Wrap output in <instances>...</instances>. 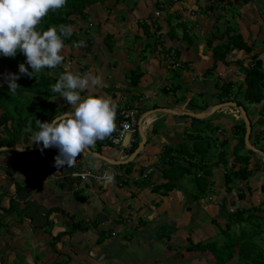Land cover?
Returning <instances> with one entry per match:
<instances>
[{"label":"crops","instance_id":"0c3cea01","mask_svg":"<svg viewBox=\"0 0 264 264\" xmlns=\"http://www.w3.org/2000/svg\"><path fill=\"white\" fill-rule=\"evenodd\" d=\"M238 1L108 0L105 4L110 8L108 11L105 7L94 6L88 11V18L75 21L73 32L89 38L91 47L86 51L65 46L62 55L67 59L66 68L77 74L91 72L101 78V85L82 92V96L92 94L106 97L114 103L123 102L124 105L117 106L116 111L136 108L138 115L143 112L137 118L136 142L127 151L120 152L107 138L98 149H90V155L77 157L74 166L65 165L60 169L54 166V157L58 154L55 148L1 151V264H182L177 253L174 256L168 249L164 252L165 244L169 245L165 234H169L167 242L176 240L175 243L179 244L183 238L187 240L190 237L197 243L210 241L216 236L217 227L214 234L211 220L215 219L217 224L219 220L224 222V219L218 218L219 203L225 198L230 211L233 210L230 204L233 194L227 195L223 190L220 197L213 195L203 199L208 206L202 208L204 203H193L192 192L186 193L183 188L179 191L178 183L166 195L164 190L152 189L163 186L167 181L160 170L163 168L159 164L161 153L165 148H172V156L178 155L177 147L186 141V134L193 131L192 127L201 128L207 123L216 126L213 135L220 142L228 140L224 146L219 142L215 144L220 152L227 147H231V152L236 145L232 129L236 123L243 121V117L215 115L218 109L211 115L195 118L200 120V123H195L187 113H201L228 102L241 107L243 105L237 100L239 95L248 102L244 96L247 88L244 68L253 64V55L258 54L264 72V20L251 8L254 0L248 4ZM238 7L240 14L237 13ZM262 7L264 10V3ZM245 10L249 11L248 14ZM156 11L161 13L159 18L154 16ZM230 19L234 27L230 25ZM221 20L223 22L219 24ZM90 22L93 26L87 27ZM227 24L231 31L242 35L251 52L246 54L244 50L232 48L224 61L215 62L212 47L226 39L219 40ZM143 48L152 53L149 61L140 59ZM72 62L75 63L72 65ZM74 65L81 69L76 72ZM133 73H142L136 85L131 81ZM150 77L156 81L151 82ZM228 83L232 87L226 96L219 95V98V88ZM260 86L263 98L258 103H250L255 104L257 109L254 108L249 116L247 114L250 123L248 143L264 153V137H260L264 124L252 129L253 123L263 121L264 81L260 82ZM170 87L174 91L169 92ZM235 87L237 91L234 93ZM199 97L202 100H198ZM56 98L60 100V106L67 103L62 97ZM37 99L34 98V101ZM145 100H154V107L148 111L144 108L140 110ZM66 105L70 110L71 106ZM9 111L16 119L17 109ZM153 114L157 116L154 120H145ZM3 129L0 127V135L4 133ZM209 131L212 134L210 128ZM24 134L25 128L21 126L17 144L13 147H36L31 140L32 133L28 135L27 142L24 141ZM129 139L130 135L126 136L123 144ZM260 143L262 147H259ZM137 150L138 154L128 162ZM94 153L117 161L119 165H111ZM182 158L186 159V155L183 154ZM263 159L259 153L253 152L250 168L262 164L264 170ZM232 161L233 158H230L229 164ZM211 162L218 163L215 170L223 164L217 157H212ZM92 163L95 167L91 166ZM87 171L99 175L107 172L114 174V178L111 182L81 181L73 176L74 173ZM249 181L255 192L258 190L263 194V198L260 197L261 200L254 204L257 205L264 200V192L261 191L264 171L258 169ZM258 183H261L260 187ZM217 190L221 192L219 188ZM183 195L187 198L186 202L182 199ZM205 209L208 211H197ZM213 209L218 211L216 215ZM182 211L186 214L179 218ZM205 215H210V223L205 222L208 219H202ZM187 221L189 227L182 229L181 223ZM191 228L199 229L201 234L211 233V236L194 239ZM198 259L206 261L204 264L213 262L212 257L209 260V255L206 260L198 255ZM233 260L232 264H235L236 260Z\"/></svg>","mask_w":264,"mask_h":264},{"label":"trees","instance_id":"16d2710c","mask_svg":"<svg viewBox=\"0 0 264 264\" xmlns=\"http://www.w3.org/2000/svg\"><path fill=\"white\" fill-rule=\"evenodd\" d=\"M107 1L108 0H67L66 5L63 8L50 10L48 14L42 18L37 27V31L47 30L50 26H58L60 24L73 26L78 18H88V11L91 7L102 6L106 8V11H108L110 8L105 5ZM249 2H251V0H241V3L243 4H248ZM228 24L225 25L220 37L221 39L219 40H223L224 37H226V39L212 47L215 62L219 60L224 61L227 53L230 52L232 48L244 50L246 54L251 52V47L247 45L242 35L234 30H232V32L229 27L230 25ZM88 26H93L92 22L88 23L87 27ZM85 29L86 25L83 32ZM81 38H83L86 42V46L81 49L86 51L89 50L91 47V41L89 38L80 37L74 32L71 37L65 39V46H72L74 42H78ZM108 47L112 49L110 45H108ZM257 55H253L251 57L253 64L246 68L244 82L247 88L244 96L249 103H258L263 98V90L260 86V82L264 81V72L262 70V61L258 59ZM66 61L67 59L64 57V61L61 66H58L55 69H42L41 72L36 73L34 77L30 78L19 74L18 65L25 63V57L22 53L18 52L14 58L4 57L0 54V69H7L12 71V74L20 75V78L16 81L20 88L16 89L14 93H10L8 88L0 85V109L2 110L0 114V127L4 128V133H2V137L0 136V146L13 147L16 145L21 126L26 128L29 126V123H31L32 130L36 131L38 129L35 119L40 120L42 123L50 122L58 112L69 110L67 105L60 106L56 101H54V96L57 94L52 92L51 86L56 83L59 77L47 72V70H54V72L62 74L66 68ZM25 67H28L26 63ZM214 67L215 64L212 69H214ZM28 70L29 72L32 71L31 68H28ZM140 74H132V84H137ZM42 86H44V88H42ZM231 87L232 84L230 83L222 85L221 88H219L220 93L218 94V97L220 98V96L222 97L223 95L226 96ZM32 89H35V91ZM168 89H170L169 92L174 91H171L172 87ZM163 91L168 93V90L163 89ZM32 95L36 96V99L38 98L37 101L35 100L31 102L29 105L30 107L28 109H31L32 115L26 116L23 114V109L18 110L15 106L14 109H17V117L14 119L9 111V107L17 101L14 97ZM229 108L239 111L234 107ZM121 110L116 111V125L120 119L119 113ZM191 120L195 123H200V120L198 119L191 118ZM210 126L213 128H210ZM244 126L243 121H241L240 124L236 123V125L233 126L232 138L236 140V145L233 147L232 151L230 153L222 151L216 155L217 159L223 163L222 166L226 168L223 173L222 180L225 192L233 194L230 204L234 208L229 211V213H227L226 210H221L224 209V205L227 201V199L223 198L219 203L218 218L224 219V228L220 227L215 219H212L211 222L217 227L216 236L210 241H199L197 243H194L191 241L190 237H188L187 245L184 247V250L187 252H193L199 255L200 259L206 260V257L210 255L213 262L209 264H228L233 259L236 260L235 264H264V200L257 205L250 202V196L254 191V188L250 187V182L245 185L236 186L238 181L250 179L258 169L261 168L262 171H264L262 164H255L253 168H250V155L253 154L251 150L249 153L240 154V149L245 146ZM192 128L193 131L186 134V141L183 143L184 149L186 147L185 144L187 143V148H189L192 152L190 153L185 149L189 153L187 156L184 153V150L178 149V155L176 154L175 156H172L173 149L165 148L161 153V161L159 164H162L161 166H163L160 170L167 181L163 186L155 187L152 190H164V195H166L168 191L175 189L174 186H176V183L181 181V179H183L186 175L193 174V179L188 181H193V183H195L191 195V201L193 203H198L200 199H204L205 194L212 191L210 183L213 182V168L218 165L217 162H211L212 157L210 156V147L212 142L209 141V139L211 138L216 140L219 144H223V146L227 144L228 140L220 142L218 137L213 135L214 131H216V126H212L210 123H207L201 128ZM209 128L212 134H209ZM5 133H8L11 137H6ZM30 133L31 132L25 131V142L29 141L28 135ZM136 134L137 132L134 137ZM263 134L264 131H262L261 135L263 136ZM106 139L98 140L96 142V148L98 149ZM133 149L130 153L133 152ZM97 151L99 152V150ZM183 154L186 155V159L182 158ZM228 155L233 158L231 164H229ZM235 180L237 182H235ZM261 191L264 192V186L261 187ZM248 194H250L249 198ZM241 201H246L247 205L244 207H241L240 205H237L236 207L234 206L235 202ZM216 205L218 204L216 203ZM236 226L237 228L235 229ZM165 237L168 239L169 234H165ZM167 239L166 242L168 241ZM166 246L169 249L176 250V247L174 246ZM177 254L181 256L180 253Z\"/></svg>","mask_w":264,"mask_h":264},{"label":"clouds","instance_id":"9594fccd","mask_svg":"<svg viewBox=\"0 0 264 264\" xmlns=\"http://www.w3.org/2000/svg\"><path fill=\"white\" fill-rule=\"evenodd\" d=\"M66 2L0 0V54L13 58L18 52L24 55L28 67L25 63L19 64V74L31 78L42 69L62 65L64 41L72 36L73 27L60 24L43 31H37V27L50 10L61 9ZM72 46L79 49L85 47L86 42L81 38ZM28 68L32 71L29 72ZM19 78L20 75L16 74L6 77L10 93L20 88L16 83ZM101 83V78L91 72L77 74L65 68L51 90L71 106L70 110L58 112L50 122L35 119L36 131L32 130L31 123L25 128L26 132L32 133L33 144H42L41 151L57 149L58 154L54 157L57 169L74 166L77 157L90 155L89 150L98 140L109 138L116 131V104L103 96L81 95ZM91 166L95 167V164ZM113 178L107 172L103 177L105 182H111Z\"/></svg>","mask_w":264,"mask_h":264},{"label":"rangeland","instance_id":"374dc122","mask_svg":"<svg viewBox=\"0 0 264 264\" xmlns=\"http://www.w3.org/2000/svg\"><path fill=\"white\" fill-rule=\"evenodd\" d=\"M234 1V0H233ZM238 3H241V0H239L238 1ZM263 3H264V0H254V2H253V4H252V7H251V5H249V7H251L254 11H255V14H257L258 16H260V18H262L263 20H264V13H263V7H262V5H263ZM247 6V5H246ZM261 8V9H260ZM228 9H229V12H231L230 11V7H228ZM252 11V10H251ZM248 10H245V13L246 14H248ZM237 13H239L240 14V9H239V7H238V9H237ZM165 14L167 15V13H166V11H165ZM225 17H226V15L225 14H223ZM240 23H241V21L240 20H238ZM176 22V21H175ZM223 21L221 20L220 22H219V24H221ZM230 25L232 26V27H234V25H233V20L232 19H230ZM238 27V26H237ZM151 56H152V53L149 51V49H146V48H143L142 49V51H141V55H140V59H145V60H147V61H149L150 60V58H151ZM75 62H72V65L74 64ZM249 66V65H248ZM73 67H75V71L77 72L78 70H80L81 68L78 66V65H74ZM246 68H248V67H246ZM246 68H244L245 69V72H246ZM47 72L49 73V74H53V75H55V76H58L59 77V74L57 73V72H54V70H47ZM8 74H12V71H10V70H7V69H0V85L1 86H3V87H5V88H8L7 86H8V82H7V80H6V77L8 76ZM169 76H171V74L169 75ZM150 81L151 82H153V81H156L153 77H150ZM240 85H243V83H241ZM42 88H44V86H42ZM9 89V88H8ZM33 91H35V89H32ZM232 90V89H231ZM237 91V88L235 87V88H233V92L235 93ZM58 95V94H57ZM57 95H55L54 96V101H56L57 102V104L59 105V103H60V100L59 99H57L56 97H58L59 98V96H57ZM263 96V95H262ZM36 96H34V95H32V96H25V97H22V96H20V97H14L15 99H17V101L15 102V104H13L12 106H10L9 107V110H11L12 111V108H14L15 106L18 108V110H20V109H23V114H25L26 116H29V115H32V112H31V109H28L30 106V103L31 102H33L34 101V98H35ZM38 97V96H37ZM241 98V96L239 95V96H237V100L239 101V102H241V104L243 105V106H241V107H243L244 108V112H246V116H247V114H248V116L252 113V111H253V109L254 108H256L257 109V107H255V104L253 105V104H250V103H248V102H246V101H243L242 100V98ZM198 100H202V98H200L199 97V99ZM116 104V106H123L124 105V103L123 102H120V103H115ZM142 104H143V107H141V108H139L140 110L141 109H146L147 111L148 110H150V109H152L153 107H154V105H155V102H154V100H145V101H143L142 102ZM64 105H66V103L64 104ZM1 110V109H0ZM117 110H118V108H117ZM139 110V111H140ZM2 111V110H1ZM261 111V110H260ZM264 110H262L261 112H263ZM17 112V111H16ZM141 112V111H140ZM142 113L143 112H141V113H139V115H142ZM218 113H221V115L223 116V117H227V116H229V117H234V115L235 116H239V118H242V114H241V112H239V111H237L236 109H233V108H229V107H226V108H224V109H221V110H219V111H217V113L215 114V115H217ZM12 114H14L13 112H12ZM262 115H263V121H261V122H258V123H253V126H252V129L253 130H255V128L256 129H258L259 127H261L263 124H264V112L263 113H261ZM157 116H155L154 114L153 115H149V116H147L146 118H145V120L147 121V120H154L155 118H156ZM263 122V123H262ZM256 124V125H255ZM213 126V125H212ZM245 127V126H244ZM210 128H213V127H210ZM245 133H246V127H245ZM2 135V134H1ZM0 135V136H1ZM253 135V134H252ZM5 136L6 137H11V135H8V133H5ZM245 137V136H244ZM261 138H263L264 136H260ZM209 141H211L212 143H211V147H210V153H211V157H213V158H216V155L217 154H219L220 153V148H217L216 146H215V143H217V141L216 140H213V139H209ZM254 140H253V137H252V139H251V142H253ZM186 145V147H185V149L188 151V152H192L189 148H187V143L185 144ZM259 147H262V144L260 143L259 144ZM40 148H42V146L40 147ZM178 149H180V150H184V153L188 156V152L184 149V145L183 144H179L178 145V147H177ZM181 148H183V149H181ZM91 149H95L96 150V144H95V147L94 148H91ZM230 149H231V147L229 148V147H227V148H225V149H223V151L224 152H227V153H230L229 151H230ZM259 150H261L260 148H258ZM249 151H250V149H249V147H247V145H246V143H245V146H244V149L240 152V154H244V153H249ZM262 151V150H261ZM20 154V153H19ZM102 154V153H101ZM30 155H33V153H30ZM228 158H229V160L228 161H230V158L232 159V157L230 156V155H228ZM219 170V171H218ZM226 170V168L225 167H223V166H218V168L215 170V168H213V172H214V174H213V178H212V180H213V182H211L210 183V186H211V188H212V191H209L207 194H205L204 195V199L205 200H207V198H209V197H212L213 195H218V197H220L221 195H222V191L224 190L225 191V188H224V184H223V180H222V177H223V173H224V171ZM193 175V174H192ZM192 175H186L184 178L185 179H181V181H179L178 182V184H177V187H178V190L180 191L182 188H183V190L187 193V192H192L193 191V189H194V185H195V183H193V181L192 182H188L189 180H192L193 178V176ZM185 180H187V181H185ZM235 182H237L236 180H235ZM248 182H250L249 181V179L248 180H243V181H238L236 184V186H239V185H245L246 183H248ZM261 183H263V181L261 182ZM261 183L259 184V187H260V185H261ZM250 187L251 188H254V186H253V184H252V182H251V185H250ZM217 188H219L220 189V191L221 192H218V190H217ZM261 192L259 191L258 192V190H256V192H255V190L252 192V195H251V199H250V202L251 203H253V204H255V203H258V201H260L261 200V198L260 197H262L263 198V194H260ZM223 195H225V192H223ZM227 195H231V193H227ZM185 196L183 195L182 196V199L184 200V202H186L185 201ZM187 199V198H186ZM201 202H203V199H200V201H199V204H201ZM204 203V205L202 206V208L203 207H207L208 206V202H203ZM202 203V204H203ZM196 205V204H195ZM237 205H240L241 207H244V206H246L247 205V202L246 201H241V202H235L234 203V206L236 207ZM249 206V205H248ZM247 206V207H248ZM197 209H199V207L197 208ZM201 209V208H200ZM221 209V208H220ZM247 209V208H246ZM221 210H226L227 211V213H229V211H230V208H229V206L227 205V203H225V205H224V209H221ZM198 212H207L208 211V209H207V211H206V209L204 210V211H202V210H197ZM212 212H214V215H216L217 213H218V211L217 212H215L214 211V209H213V211ZM216 213V214H215ZM185 212H183L182 211V213H181V215H180V217L179 218H183L184 216H185ZM201 214V213H200ZM213 214L211 215V216H214ZM201 216V215H200ZM200 216H198L199 218H201ZM194 216H192V218H193ZM202 219L203 220H207L208 219V221H205V222H208V223H210V221H209V219H210V215L208 216V215H205V217H202ZM187 220H188V218H187ZM212 223V222H211ZM221 227H223L224 226V222H222V221H220L219 220V223H218ZM206 225V224H205ZM180 227H182V229H184L185 227L187 228V227H189V223H188V221L187 222H185V223H181V226ZM193 228V227H192ZM191 228V232H192V234H193V238L194 239H203V236H211V233L210 234H201L200 232H199V229H192ZM216 225H214V234L216 233ZM189 230V229H188ZM186 233H187V231H186ZM185 238H183V240H181V245L179 244V243H175V241L176 240H174V241H172V242H166V243H169V245H175L176 246V250L175 249H169L167 246H166V244H165V246H164V252L165 251H167V249L169 250V252H171V253H174V256H175V254L176 253H179L180 252V254H181V259H182V264L183 263H185V264H188V263H190V264H204V262L206 263V261H200L199 259H198V255L196 254V255H193V253H191V252H187L186 250H184V247L187 245V240H184ZM192 240V239H191ZM202 242H205V240H202ZM177 256L179 257V255L177 254ZM209 260H212L211 259V257H210V255H209ZM234 262V260H232L231 262H229L228 264H232ZM207 264H209V263H207Z\"/></svg>","mask_w":264,"mask_h":264},{"label":"built area","instance_id":"2783aa9c","mask_svg":"<svg viewBox=\"0 0 264 264\" xmlns=\"http://www.w3.org/2000/svg\"><path fill=\"white\" fill-rule=\"evenodd\" d=\"M154 16L159 18L161 13L156 11ZM120 119L116 125V131L112 133L111 137H109V142L114 146L117 147L120 152L127 151L130 149L133 144L136 142L134 137L135 133L137 132V116L138 110L136 108L132 109H122L119 113ZM235 118H239V116H235ZM130 135V139L127 143L123 144V139ZM150 172V170L148 171ZM74 177L79 178L81 181H88L90 179L93 180H104V175L95 174L92 172H83V173H74ZM114 177V174H112ZM1 264V262H0Z\"/></svg>","mask_w":264,"mask_h":264},{"label":"water","instance_id":"95a60500","mask_svg":"<svg viewBox=\"0 0 264 264\" xmlns=\"http://www.w3.org/2000/svg\"><path fill=\"white\" fill-rule=\"evenodd\" d=\"M223 107H234V108H237L240 112H241V114H242V119H243V121H244V123H245V127H246V133H245V137H244V141H245V143H246V145H247V147H249V149H251L253 152H256V153H259L262 157H264V153L262 152V151H260V150H258V149H255V148H253L252 146H250L249 145V143H248V138H249V132H250V123H249V121H248V118H247V116H246V113L244 112V109L242 108V107H240V106H238L236 103H234V102H228V103H223V104H219V105H217V106H215V107H213V108H211V109H208V110H205V111H203V112H201V113H187V115L188 116H190V117H193V118H202L203 117V115L205 114H207V115H211L215 110H218V109H220V108H223ZM165 111H167V112H172V114H174L173 113V111H171V110H165ZM144 119V118H143ZM143 119H141V121L143 120ZM138 126H139V124H138ZM140 138L142 139V142H143V137H142V135H140ZM142 145H143V143H141L140 144V147H142ZM42 146V144L41 145H37L36 147H33V148H30V149H25V148H21V149H19V148H15V147H5V146H3V147H0V152L1 151H19V152H21V151H35V150H37V149H39L40 147ZM139 150V149H138ZM136 151V152H134L129 158H128V162L129 161H132L134 158H135V156L138 154V152L139 151ZM98 158H100L101 160H104V161H106V162H108V163H111V165H119V162H117V161H112V160H110V159H107V158H105L104 156H102V155H100V154H98V153H94ZM115 154L117 155L118 154V151L116 150L115 151ZM263 163H264V159H263Z\"/></svg>","mask_w":264,"mask_h":264},{"label":"bare ground","instance_id":"6f19581e","mask_svg":"<svg viewBox=\"0 0 264 264\" xmlns=\"http://www.w3.org/2000/svg\"><path fill=\"white\" fill-rule=\"evenodd\" d=\"M165 4V3H164ZM166 9V8H165ZM168 9V8H167Z\"/></svg>","mask_w":264,"mask_h":264}]
</instances>
